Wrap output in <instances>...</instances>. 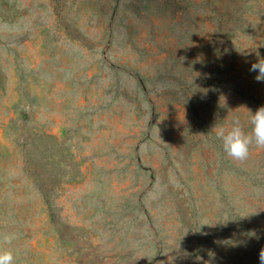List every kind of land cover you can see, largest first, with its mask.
<instances>
[{
	"label": "rangeland",
	"instance_id": "rangeland-1",
	"mask_svg": "<svg viewBox=\"0 0 264 264\" xmlns=\"http://www.w3.org/2000/svg\"><path fill=\"white\" fill-rule=\"evenodd\" d=\"M258 58L264 0H0V249L260 264L264 149L215 130L250 131Z\"/></svg>",
	"mask_w": 264,
	"mask_h": 264
},
{
	"label": "clouds",
	"instance_id": "clouds-1",
	"mask_svg": "<svg viewBox=\"0 0 264 264\" xmlns=\"http://www.w3.org/2000/svg\"><path fill=\"white\" fill-rule=\"evenodd\" d=\"M256 55L259 57L258 52ZM249 71L257 73L255 80L264 81V58L253 62ZM249 112L250 131H245V126L238 118L232 121L230 127L221 126L215 129L217 138L222 141L224 152L235 161L247 160L253 147L264 149V106H260L255 112ZM13 238L10 234H4L0 240L10 244ZM259 261L264 264V248L259 252ZM0 264H17L15 253L10 249H0Z\"/></svg>",
	"mask_w": 264,
	"mask_h": 264
}]
</instances>
